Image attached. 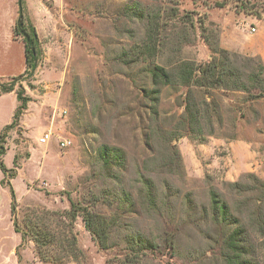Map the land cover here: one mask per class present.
I'll return each mask as SVG.
<instances>
[{"label": "rangeland", "instance_id": "374dc122", "mask_svg": "<svg viewBox=\"0 0 264 264\" xmlns=\"http://www.w3.org/2000/svg\"><path fill=\"white\" fill-rule=\"evenodd\" d=\"M23 4L46 44L39 40L43 54L32 86L16 80L30 100L1 156L16 175L9 180L13 214L9 188L0 185V264H224L212 241L219 229L209 191L233 205L244 198L230 191V182L250 183L246 174L264 182V95L249 83L246 90L213 88L219 111L211 117L213 132L203 121L201 130H179L170 141L185 89L171 84L153 93L148 68L177 59L205 63L212 48H222L224 31L234 47L248 33L232 35L243 15L264 19V0ZM16 17L17 0H0V83L25 66L22 40L12 33ZM243 61L236 58V72ZM1 93L0 130L16 106L15 96ZM171 145L180 162L170 164ZM104 147L115 154L111 167L101 161ZM147 178L159 203L165 201L158 203L160 215L146 211L136 195ZM70 200L86 208L95 233L80 213L72 218ZM251 237L261 261L260 240Z\"/></svg>", "mask_w": 264, "mask_h": 264}, {"label": "trees", "instance_id": "16d2710c", "mask_svg": "<svg viewBox=\"0 0 264 264\" xmlns=\"http://www.w3.org/2000/svg\"><path fill=\"white\" fill-rule=\"evenodd\" d=\"M12 33L14 37H20L22 40L25 66L17 78L14 77L9 82L0 83V92L8 93L14 90L16 99L11 121L0 130V171L3 175L0 185L9 188L10 211L13 214L15 197L9 180L14 178L16 170L7 168L1 160V156L5 153L4 143L7 132L19 127L22 114L30 100L24 86L21 83L16 85V80L23 79L28 86H32L29 81L32 79L43 54L35 27L25 12L23 0H17V17L12 27ZM211 52L213 53L211 60L205 63L177 59L169 62L166 66L155 64L148 68L150 82L156 87L153 88V93H157L160 87L171 84H177L185 89L182 102L183 113L178 115L172 127L170 141L178 137L179 130L189 132L201 130L203 121H205L206 127H209L208 134L213 132L211 117L219 118L218 104L212 98L211 89L213 88L246 90L248 89L247 83H249L250 87L257 90L256 95H264V65L259 56L241 57L237 53H229L218 46L212 48ZM230 56H233L234 59H231ZM236 58H243V71L236 72ZM255 60H257V64ZM240 77L245 79V82ZM205 97H210V99L206 100ZM154 114V117H157V112ZM169 148L173 150L168 156L170 164L174 161L173 158L179 161L177 149L172 145ZM112 153L113 150L107 147L100 150L104 166L111 167L115 163V154ZM13 163L14 167H17L15 155ZM244 176L249 178L250 183L236 181L228 184L232 193L237 197L244 198L241 203L237 201L230 205L216 191L213 189L209 191V214L213 224L219 229L217 237L212 241L224 264H264V182L253 174ZM136 195L141 198L140 203L146 211L160 215L158 194L151 179L143 180ZM164 202L160 201L161 204ZM188 205L195 210L196 206L193 203L192 205L188 203ZM69 211L72 218L80 213L86 229L91 233L94 232V227L90 223V214L86 208L80 207L70 200ZM232 225H234L233 228H231ZM13 228L19 232L15 224H13ZM252 233L260 240L261 261L254 257ZM21 238L23 239V236ZM146 243L151 247V241Z\"/></svg>", "mask_w": 264, "mask_h": 264}, {"label": "crops", "instance_id": "0c3cea01", "mask_svg": "<svg viewBox=\"0 0 264 264\" xmlns=\"http://www.w3.org/2000/svg\"><path fill=\"white\" fill-rule=\"evenodd\" d=\"M27 5V10L29 11V6ZM243 19H245V22H241L239 25L235 27V30L233 31L232 35L236 33L235 31H238L240 33L241 29H246L248 33L244 34V40L238 39L233 46V44L228 41L230 38L229 35L224 31L221 34L220 38V44L223 49L233 50L235 52H242L247 53L250 55H258L260 56L262 63L264 65V43H262L264 39V19H258L256 16L252 15H243ZM253 28V30H252ZM36 31L39 37V40L41 42L42 47L45 46V38L41 36L38 26L36 27ZM232 44V45H231ZM23 45V43H22ZM230 45V46H228ZM45 52V50H44ZM23 55H24V47H23ZM14 90L8 93H1V94H11L12 96H15Z\"/></svg>", "mask_w": 264, "mask_h": 264}, {"label": "built area", "instance_id": "2783aa9c", "mask_svg": "<svg viewBox=\"0 0 264 264\" xmlns=\"http://www.w3.org/2000/svg\"><path fill=\"white\" fill-rule=\"evenodd\" d=\"M252 30H253V28H252ZM48 135H49L48 133H45L44 136L39 139V141L44 142L48 138Z\"/></svg>", "mask_w": 264, "mask_h": 264}]
</instances>
